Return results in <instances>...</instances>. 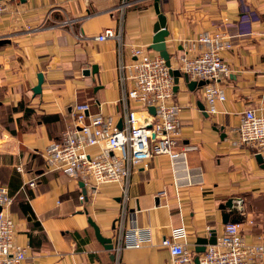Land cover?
<instances>
[{
	"label": "crops",
	"instance_id": "crops-1",
	"mask_svg": "<svg viewBox=\"0 0 264 264\" xmlns=\"http://www.w3.org/2000/svg\"><path fill=\"white\" fill-rule=\"evenodd\" d=\"M155 1L140 0L121 12L122 0H19L8 2L0 15V40L10 41L0 45V186L15 198L9 213L16 241L29 248L25 264H172L162 241L185 227L187 248L196 256L199 238L223 231L220 207L238 198L245 241L264 242V169L253 148L232 143L242 114L264 108V0H160L174 65L186 41L220 33L232 43L223 56L232 72L221 84L227 101L209 118L198 107L205 106L202 89L191 92L180 80L174 98L183 108L180 147L197 148L187 161L190 169L202 170L203 185L177 189L164 156L134 172L125 226L150 231L142 248L123 250L118 258L112 251V262L89 223L115 238L122 213L119 185L90 187L46 165L44 151L73 127L77 105L90 104L92 114L123 116L119 50L124 45L126 62L134 47L159 55L150 50L158 22ZM107 30L120 33L122 44L99 42ZM94 66L98 74L85 76ZM39 74L44 83L36 95ZM31 180L34 189L25 187ZM161 190L167 197H158Z\"/></svg>",
	"mask_w": 264,
	"mask_h": 264
},
{
	"label": "built area",
	"instance_id": "built-area-1",
	"mask_svg": "<svg viewBox=\"0 0 264 264\" xmlns=\"http://www.w3.org/2000/svg\"><path fill=\"white\" fill-rule=\"evenodd\" d=\"M13 1L19 0H0V15L5 12L7 3ZM139 1L122 0L120 11ZM97 39L99 42L114 39L122 44L121 34L114 30H107ZM183 47L184 53L177 58L178 66L174 65L172 57V68L186 74L191 81L206 83L201 88L205 110L214 117L219 113L218 104L227 101L221 84L232 72L223 57L232 48L231 40L220 33L206 32L186 41ZM119 51L123 116L118 119L102 112L92 114L90 104L77 105L73 127L43 153L48 168L60 170L90 187L108 184L121 187L122 213L115 222L113 239L117 258L123 250L140 249L150 241L148 229L125 226L131 179L136 170L164 156L170 160L177 189L203 185L202 170L190 169L187 161L188 152L197 148L180 147L183 108L174 101L175 83L170 68L159 55L152 57L143 47L133 48L129 62L124 59V45ZM152 107L156 110L155 116L149 111ZM120 121L122 128H119ZM235 135L232 141L235 146L253 148L264 162V108L247 109ZM17 169L24 171L21 167ZM25 187L36 188V180L26 183ZM157 194L159 198L167 197L165 190ZM80 200L85 201V196ZM14 202L8 188L0 186V264H25L28 260L29 248L16 241V222L9 213ZM236 202L243 203L240 198ZM161 246L169 250L172 264H195V256L187 248L185 227L174 230L172 238H165ZM263 260L264 242L247 243L241 225L231 223L217 236L216 245H209L200 256V264H260Z\"/></svg>",
	"mask_w": 264,
	"mask_h": 264
},
{
	"label": "water",
	"instance_id": "water-1",
	"mask_svg": "<svg viewBox=\"0 0 264 264\" xmlns=\"http://www.w3.org/2000/svg\"><path fill=\"white\" fill-rule=\"evenodd\" d=\"M160 0L155 1V10L158 14V22L154 27V38L153 43L150 46V50H153L154 52L159 53L160 57L166 62V65L168 68H170L171 75L174 78L175 83V93H178L180 90V80H184L187 88L191 92H195L197 89H201L203 86H205L204 81L195 82L191 81L189 77L186 74H182L179 70L172 68V55L168 51L166 40L169 36V32L167 30V20L166 17L161 13L160 11ZM10 44L9 40H0V45H6ZM98 74V66H94L92 70H85L84 75L89 76H96ZM39 83L34 88L33 92L36 95H40L42 93V85L44 83V76L42 74H39L38 76ZM100 88H96L95 91H98ZM199 110L204 114L205 117L209 118L208 113L205 110L204 104L201 102L198 103ZM150 113L155 116L156 110L155 108L149 109ZM119 128H122V122L119 123ZM224 137V136H223ZM258 162L262 165V168L264 169V162L261 156H257ZM84 186V184H82ZM238 204H236L235 199L228 200L224 205L220 207V209L223 212V224H239L241 222L240 219H238V216L240 214V211L238 210ZM2 211V208L0 207V212ZM90 225L95 230V236L102 244V246L110 253V259L112 262H115V256L112 253L113 251V240L111 238H106L102 235L100 228L96 225V223L93 222L92 219H89ZM217 243V231L214 230L211 232V236L209 238H199L196 241V249H195V264H200V256L206 252V249L209 245H216Z\"/></svg>",
	"mask_w": 264,
	"mask_h": 264
},
{
	"label": "rangeland",
	"instance_id": "rangeland-1",
	"mask_svg": "<svg viewBox=\"0 0 264 264\" xmlns=\"http://www.w3.org/2000/svg\"><path fill=\"white\" fill-rule=\"evenodd\" d=\"M2 40H5V39H2Z\"/></svg>",
	"mask_w": 264,
	"mask_h": 264
}]
</instances>
